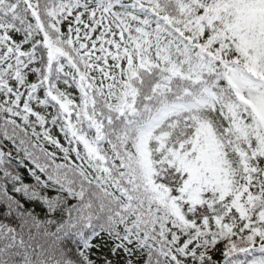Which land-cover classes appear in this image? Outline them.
I'll use <instances>...</instances> for the list:
<instances>
[{"label":"snow or ice","instance_id":"snow-or-ice-1","mask_svg":"<svg viewBox=\"0 0 264 264\" xmlns=\"http://www.w3.org/2000/svg\"><path fill=\"white\" fill-rule=\"evenodd\" d=\"M0 264H264V0H0Z\"/></svg>","mask_w":264,"mask_h":264}]
</instances>
